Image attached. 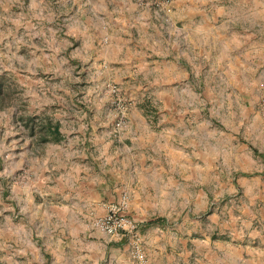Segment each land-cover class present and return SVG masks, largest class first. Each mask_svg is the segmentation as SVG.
Masks as SVG:
<instances>
[{
    "label": "rangeland",
    "instance_id": "rangeland-1",
    "mask_svg": "<svg viewBox=\"0 0 264 264\" xmlns=\"http://www.w3.org/2000/svg\"><path fill=\"white\" fill-rule=\"evenodd\" d=\"M126 2L128 32L134 27L140 35L147 26L153 34L158 28L156 21L148 24L141 18L145 9L161 20L165 34L175 28L192 41L186 56L193 80L187 87L193 140L182 141L194 145L200 140L203 149L195 146L191 154L199 171L176 168L177 190L188 192L179 177L189 174L197 185L207 180L210 196L168 200L167 231L176 228L175 252H181L180 234L190 232L192 243L186 246L202 264H264V117L258 114L253 121L242 99L247 76L251 81L264 79V61L252 70L247 59L254 53L264 55V0ZM133 17L138 21L132 22ZM74 45L60 34V5L53 0H0V84L10 87L0 107V223L5 228L9 222L18 228L24 224L28 208L40 202L35 193L49 192L53 179L78 185L74 179L80 177L99 180L108 161L115 162L111 167L116 169L120 161L115 155L138 143V134L145 130L155 133L154 142L164 148L162 156L175 153L167 117L173 103L159 97L174 88L162 73L163 67L176 72L165 62L168 57H156L157 69H146L154 57L145 63L141 54L114 61L119 69H106L92 61L95 54L77 52ZM181 51L185 56L184 48ZM198 80L203 82L197 85ZM112 84L115 92L108 90ZM262 94L260 89L259 101ZM176 107L183 110L179 103ZM26 116H48L58 125L59 139L41 141L38 131L30 133ZM143 117L150 120L148 130L141 124ZM118 119L120 126L115 127ZM200 151L207 152V172ZM39 163L44 178L39 170L33 177L32 166ZM177 262L198 264L193 259Z\"/></svg>",
    "mask_w": 264,
    "mask_h": 264
},
{
    "label": "crops",
    "instance_id": "crops-1",
    "mask_svg": "<svg viewBox=\"0 0 264 264\" xmlns=\"http://www.w3.org/2000/svg\"><path fill=\"white\" fill-rule=\"evenodd\" d=\"M53 2L60 5V34L75 42L74 49L77 52L83 49L95 54L96 57H93L92 61L102 63L104 67L107 65L106 69L118 68V63H122L124 57L129 58L134 54H141V59L145 63L150 56L154 57L148 61V67L145 68L157 69L159 64L156 63L158 62L156 57H168L165 62L176 72L163 67L162 73L163 76L166 75L164 79L174 88L168 95L159 97L162 102L173 103L167 117L168 121L172 122L174 134L172 139H176L174 142L179 146H173L175 153L172 157H164L161 154L163 147L153 140L156 138L155 133L150 129V132L145 133V130L138 134L140 138L138 143L124 147L122 153L115 155V161H120L116 169L111 167L115 162L108 161V168L100 172L99 180L80 177L74 179L78 184L76 185L72 181L63 182L60 177L53 179L54 186H48L49 192L35 193L40 202L37 205L33 203L28 208L24 224H20L18 228L16 224L9 222V227L5 228L0 223V264H140L130 254L123 237L109 240L91 225L92 219L103 213L102 203L116 200L122 194L127 197L125 213L137 224L141 249L148 264H178V259L181 262L193 259L202 264L196 255L190 254L191 251L186 246L187 242L189 245L192 243L188 236L190 232L180 234L181 252H175L176 228L173 226L170 227L172 231H167L169 227L167 216L171 212L165 210L170 198L181 197L187 200L192 197L210 196L207 180H201L197 185V181L189 174L179 177L185 181L188 192L180 193L177 190L176 168L185 167L184 171L189 173L199 171L200 169L195 167L197 164L191 159V154L195 146L203 149L200 140L195 141L194 145H191L192 142L189 140L182 141L186 137L193 140L194 120L187 104L191 97L190 88L187 87L191 86L193 80L186 56V51L190 52L192 47L191 36L187 32L180 33L175 28L165 34L162 31L161 20L155 15H150L145 9L142 10L145 13L141 12L143 14L141 18L149 20L148 24L156 21L158 28L153 34L146 30L147 26H144V31H141L140 35L134 27L128 32L130 17L126 13L129 10L126 0H53ZM133 8H136L134 4ZM138 19L139 17H133L132 22H137ZM77 44L80 48L76 47ZM138 47L140 52L137 51ZM183 48L185 56L181 54ZM247 59L250 60L249 69L253 70L264 61V55L254 53ZM239 63L240 61L237 65ZM241 66L240 63L238 72L242 69ZM251 79L247 76L248 82L244 83L242 99L247 103L246 111L254 121L258 114L262 116L258 93L260 89L264 91V79H255L256 81ZM202 82L198 80L197 85ZM239 85L238 82L235 88L237 89ZM184 91L189 92H185L183 96L181 94ZM237 92H240L239 88ZM178 103L183 106L182 111L177 109ZM245 119L248 120L247 117ZM141 124L148 130L150 120L143 117ZM157 125L158 122H155V126ZM205 143L204 148L207 151L208 143ZM200 152L201 156L205 155L204 162L201 163L207 172V152ZM259 156L262 154L259 153ZM40 167V163L32 166L33 177L39 173ZM40 177L44 178L42 171ZM42 181L45 182V179ZM31 199H34L33 196ZM9 210L14 209L8 208ZM187 211H191L190 206ZM88 221L89 224L85 223ZM20 230H23L25 237L23 240L20 239ZM202 244L206 246L207 241H202Z\"/></svg>",
    "mask_w": 264,
    "mask_h": 264
},
{
    "label": "built area",
    "instance_id": "built-area-1",
    "mask_svg": "<svg viewBox=\"0 0 264 264\" xmlns=\"http://www.w3.org/2000/svg\"><path fill=\"white\" fill-rule=\"evenodd\" d=\"M110 92H115V85H108ZM260 111L264 117V94L260 100ZM121 120L115 122V127H119ZM103 213L94 217L91 221L93 228L103 233L109 240L123 237L129 247L130 254L138 260L140 264H148L144 258L140 245L139 231L137 224L125 213L127 207V197L122 194L116 200L102 203Z\"/></svg>",
    "mask_w": 264,
    "mask_h": 264
},
{
    "label": "trees",
    "instance_id": "trees-1",
    "mask_svg": "<svg viewBox=\"0 0 264 264\" xmlns=\"http://www.w3.org/2000/svg\"><path fill=\"white\" fill-rule=\"evenodd\" d=\"M1 78V77H0ZM9 85L0 84V107L5 95L8 93ZM26 126H29L30 133L38 131V137L41 141H46L49 138L58 140L60 132L56 122H52L48 116L41 117H25ZM36 128V130H35Z\"/></svg>",
    "mask_w": 264,
    "mask_h": 264
}]
</instances>
